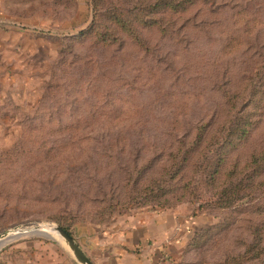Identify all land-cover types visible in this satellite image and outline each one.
<instances>
[{
	"label": "rangeland",
	"instance_id": "1",
	"mask_svg": "<svg viewBox=\"0 0 264 264\" xmlns=\"http://www.w3.org/2000/svg\"><path fill=\"white\" fill-rule=\"evenodd\" d=\"M259 156L264 0H0V234L93 256L165 213L188 237L161 264H264ZM52 236L0 264H79Z\"/></svg>",
	"mask_w": 264,
	"mask_h": 264
},
{
	"label": "crops",
	"instance_id": "2",
	"mask_svg": "<svg viewBox=\"0 0 264 264\" xmlns=\"http://www.w3.org/2000/svg\"><path fill=\"white\" fill-rule=\"evenodd\" d=\"M161 215L165 217L153 215L144 221L138 220L115 236L102 230L95 236L94 246L90 247L93 256L89 255V258L94 264H161L163 258L175 259L188 234L181 237V233L173 228L171 232L173 220L166 218L168 214Z\"/></svg>",
	"mask_w": 264,
	"mask_h": 264
},
{
	"label": "water",
	"instance_id": "3",
	"mask_svg": "<svg viewBox=\"0 0 264 264\" xmlns=\"http://www.w3.org/2000/svg\"><path fill=\"white\" fill-rule=\"evenodd\" d=\"M11 234L12 235L14 234L13 236H15V239L21 238L23 236L31 235V236H39L53 240L54 237L52 235L58 236L69 247L75 260L79 264H94L92 260L89 258V256L85 253L81 245L76 241V239L70 233L65 231L62 227L50 226V225H33V226L19 227L1 233L0 240Z\"/></svg>",
	"mask_w": 264,
	"mask_h": 264
},
{
	"label": "trees",
	"instance_id": "4",
	"mask_svg": "<svg viewBox=\"0 0 264 264\" xmlns=\"http://www.w3.org/2000/svg\"><path fill=\"white\" fill-rule=\"evenodd\" d=\"M224 132L227 133L226 136H229V134H230V129H229V128H227V129L224 128ZM206 134H207V129H206V127H199V128H197V130H196V136H197V141H198V143H201V142H204V141H206V142L215 141V139H217V138L219 137V135H220V138H219L218 141H224V140L227 139V138L223 135V132H221V133L218 132L216 138H215V136H211V137H208V139H206ZM215 145H217V144L215 143ZM200 156H201V154H200ZM263 159H264V156H263V157H262V156H259L258 158H257V157H254V158H253V161H252L251 164H252L254 167H257V166H259V163H260L261 161L264 162ZM60 226H61L65 231H67L68 233H70L69 229H68L65 225L60 224Z\"/></svg>",
	"mask_w": 264,
	"mask_h": 264
},
{
	"label": "bare ground",
	"instance_id": "5",
	"mask_svg": "<svg viewBox=\"0 0 264 264\" xmlns=\"http://www.w3.org/2000/svg\"><path fill=\"white\" fill-rule=\"evenodd\" d=\"M13 231H15V230H13ZM13 235H14V234H13ZM13 235L11 234V235H9V236L4 237L3 239H1V240H0V248H1L2 246H4L5 244H7V243L13 241V240L15 239V236H13Z\"/></svg>",
	"mask_w": 264,
	"mask_h": 264
}]
</instances>
